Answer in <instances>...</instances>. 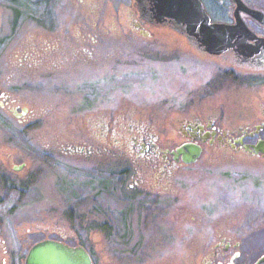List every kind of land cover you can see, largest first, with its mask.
I'll return each mask as SVG.
<instances>
[{"label":"rangeland","instance_id":"rangeland-1","mask_svg":"<svg viewBox=\"0 0 264 264\" xmlns=\"http://www.w3.org/2000/svg\"><path fill=\"white\" fill-rule=\"evenodd\" d=\"M120 1L0 0V261L24 264L46 235L81 242L94 264H252L264 207L215 194L233 168L264 187V161L209 147L164 185L120 135L175 146L184 116L237 117L264 88L215 92L213 60L121 36Z\"/></svg>","mask_w":264,"mask_h":264},{"label":"flooded vegetation","instance_id":"flooded-vegetation-1","mask_svg":"<svg viewBox=\"0 0 264 264\" xmlns=\"http://www.w3.org/2000/svg\"><path fill=\"white\" fill-rule=\"evenodd\" d=\"M201 2L211 22L221 24L220 29L215 33L216 42L212 46L214 52L207 50L198 41L200 26L192 31L187 24L177 23L174 18L167 15L169 9L167 0H121L120 10L124 14L120 13L121 23L113 26L121 36L136 38L140 40L139 43L165 42L182 51L185 57L191 53L213 60L217 68L213 76L212 90L215 92L235 89V86L248 89L257 87V90L264 88V0H201ZM124 20L130 23H124ZM52 32L49 31L46 35L52 37L54 35ZM259 93L262 94L261 90ZM261 96L250 103V108H246L248 113L246 110L235 112L238 118L235 115H224L223 106L212 118H204L200 115L184 116L181 119L183 140L175 146L167 147L160 144L159 136L145 129L138 134H130L128 129L127 134L120 136L123 141L130 142L133 151V148H139L140 152L137 155L147 159V163L160 165V168L157 167L160 170L159 174L154 173V175L164 185L169 184L174 166L196 163L209 147L213 148L220 157L231 156L232 159L264 161V151L256 149V146L264 141V96ZM27 111L28 108L23 107L20 114L23 115ZM187 144L201 146V153L195 161L185 162L181 154L175 158L172 153L180 146L187 151L185 147ZM240 164L245 165L247 162ZM16 166L19 165H14L13 168L16 169ZM18 168L16 170L22 167ZM157 168L154 167L152 171ZM246 170L247 168L230 169L227 176L237 177L225 179L231 183L220 185V189L228 185L231 188L227 190L217 188L218 193L215 196L223 207L235 205L248 207L252 202H258L264 207V187L261 188V182L252 180V175ZM120 171L124 172V169ZM110 175L113 177L112 174ZM7 182L6 179V184ZM125 184L126 182L122 180L121 186ZM261 214L260 232L264 237V211ZM47 237L44 235L40 240ZM50 238L63 240L71 245L80 243L54 236ZM229 245H231L230 241L225 243L223 252L229 248ZM6 253V258L1 259L0 264H10L8 257L10 251L6 250Z\"/></svg>","mask_w":264,"mask_h":264},{"label":"water","instance_id":"water-1","mask_svg":"<svg viewBox=\"0 0 264 264\" xmlns=\"http://www.w3.org/2000/svg\"><path fill=\"white\" fill-rule=\"evenodd\" d=\"M167 15L174 18L177 23L187 24L194 31L200 26L198 41L205 48L214 52L212 46L216 42L215 33L220 29V23L211 22L209 15L201 0H167ZM26 110V109H25ZM187 151L180 146L177 151H172L175 158L182 155L185 162H192L201 153V146L197 144L185 145ZM256 149L264 151V141L260 142ZM16 169H19L17 166ZM264 253L253 264H263ZM25 264H94L90 252L82 244L71 245L62 240L45 238L34 243L25 258ZM228 264H236L231 261Z\"/></svg>","mask_w":264,"mask_h":264},{"label":"trees","instance_id":"trees-1","mask_svg":"<svg viewBox=\"0 0 264 264\" xmlns=\"http://www.w3.org/2000/svg\"><path fill=\"white\" fill-rule=\"evenodd\" d=\"M131 196V195H130ZM81 243V242H80Z\"/></svg>","mask_w":264,"mask_h":264}]
</instances>
